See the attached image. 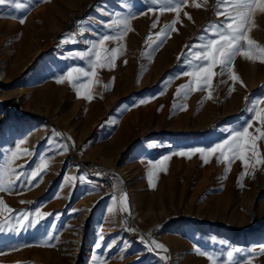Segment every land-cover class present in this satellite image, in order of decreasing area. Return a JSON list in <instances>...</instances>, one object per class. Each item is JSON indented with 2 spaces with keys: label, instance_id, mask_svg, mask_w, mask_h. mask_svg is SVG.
<instances>
[{
  "label": "rangeland",
  "instance_id": "rangeland-1",
  "mask_svg": "<svg viewBox=\"0 0 264 264\" xmlns=\"http://www.w3.org/2000/svg\"><path fill=\"white\" fill-rule=\"evenodd\" d=\"M215 11L216 0H187L177 31L150 51L147 36L176 19L175 12L161 13L158 6L148 11L141 0H42L22 10L0 6V158L6 162L5 150L24 141L21 149L31 155L11 167L27 173L41 158L47 164L42 180L37 177L28 187L18 182L0 198L14 210L39 207L51 213L36 227L0 232V264H165L161 255L169 258L167 264H210L195 249L220 255L229 245L228 250H256L254 264H264L259 254L264 166L238 180L239 160L225 178V164L215 157L204 164L199 155H172L226 139L225 129L252 118L245 111L250 101L264 99V63L241 55L232 70L242 84H233L225 73L214 79L212 99H205L206 91L176 96L189 79L179 75L188 70L182 53L200 43L210 22L223 19ZM129 12L135 16L123 53L114 68L98 70L93 100L78 98L67 81L56 82L69 67L85 66L66 56L87 50L98 32L109 34L104 24ZM254 21L249 36L264 45V13L257 12ZM70 34L79 42L62 44ZM116 46L107 42L109 49ZM140 99L149 102L141 105ZM57 142L67 144V151H54ZM259 147L264 153V140ZM163 156H170L166 171L154 176L152 187L149 161L155 164ZM66 176L78 179L66 182ZM124 194L128 212L120 210ZM101 234L103 247L97 249ZM141 237L164 244L167 252L148 251Z\"/></svg>",
  "mask_w": 264,
  "mask_h": 264
},
{
  "label": "snow or ice",
  "instance_id": "snow-or-ice-1",
  "mask_svg": "<svg viewBox=\"0 0 264 264\" xmlns=\"http://www.w3.org/2000/svg\"><path fill=\"white\" fill-rule=\"evenodd\" d=\"M39 2H42V0H26L25 3L17 2V0H0V6H9L16 10H22ZM141 2L148 6V11H152L153 7L158 6L161 13L165 11L176 13V19L172 20L171 23H166L154 35L150 32L147 36L145 45L151 51L158 48L171 32L177 31L175 25L179 20L182 7L187 4V0H141ZM205 3H207V0H205ZM193 6L200 8L201 4L194 2ZM257 12L264 13V0H216L215 15L218 18L223 17V19L210 22L206 26L204 29L206 35L199 37V44L186 46L188 51L187 53H182V55L185 56L184 64L188 67V70L183 71L179 75L186 76L189 79L187 83L179 85L176 90V96L182 94L186 98L194 91H206L205 99H212L213 81L217 76H223L225 73L229 75L233 84L237 81L242 84L243 82L240 81L239 76L232 70L233 61L237 55L264 63V45H260L249 36L252 28L256 27L254 16ZM184 14L191 19L187 12ZM134 16L135 14L132 12L126 15L117 13L111 22L103 25L109 34L98 32L97 40L92 42L87 50H74L66 56V59L84 61L85 66L69 67L65 74L57 78L56 82L64 83L67 81L78 98L83 97L88 101L93 100V86L100 83L98 70L115 67V61L122 55L125 48L124 38L132 30L130 21ZM19 22L23 24L25 20L20 19ZM158 23L159 19L157 18L151 27L156 28ZM79 31L83 35L84 27L81 26ZM109 41H115L117 46L109 49L107 47V42ZM77 42L79 41L76 40L75 34H70L69 37H65L61 41L62 44ZM217 68L220 69L219 72L216 71ZM221 83H226V81H221ZM103 86L105 90L109 87L108 84ZM232 91H234V88H229V94ZM149 99H140L139 104H145L149 102ZM260 104H264V99L250 101V106L245 111L251 113L252 118L239 122L236 127L225 129L224 131L230 133L226 139L214 142L210 146L188 147L186 150L174 152L172 155L188 159L199 155L204 164L210 163V158L215 157L217 163L225 164V178L231 170L232 164L237 160L241 162L242 166L238 180H242L246 175L254 174L258 167L264 166V153L261 152L259 147V142L264 140V108H258ZM176 107L177 104L174 99L173 108L175 109ZM180 107L186 109L187 105H181ZM53 135L56 137L62 136L59 132H55ZM22 143L24 141L17 143L15 150H5L6 162L0 158V192L13 191L17 187L18 182L26 187L33 186V181H36L37 177L42 180V173L47 170V164L43 158H41L40 164L34 170L27 173L11 167L12 162L16 159L31 155L28 149H21L20 145ZM67 148V144L57 142L54 151H67ZM9 152L10 154H8ZM169 159L170 156H163L155 164L149 161L151 165L148 172L150 186L155 187L152 183L153 178L158 172L166 171V162ZM20 167L23 168L22 165ZM77 179L76 176L65 177L66 182L74 183ZM79 179L83 180L84 177H79ZM239 186L243 187V184L240 183ZM113 201H116L115 196H113ZM120 205L122 212L129 211L126 194L120 198ZM5 212L8 215L0 219V232L5 230L20 232L27 228L36 227L47 216L51 215V213L43 212L39 207L34 211L14 210L0 198V216ZM103 239L104 237L101 234L99 237L100 243L96 244L97 249L103 247ZM140 239L146 245L148 251L156 252L158 255H160L161 251L167 252L165 245L158 243L154 239L150 242L145 240L144 237ZM213 242H215V238H213ZM221 243L226 244L223 241ZM228 248H230V245L220 255L210 254L200 248H196L195 251L201 256H206L210 264H242V261L243 264H254L257 256L256 250L246 251L239 247L228 250ZM259 254H264V244L260 245ZM160 258L167 264L169 258L166 255H161ZM101 264H104V262L101 261Z\"/></svg>",
  "mask_w": 264,
  "mask_h": 264
},
{
  "label": "bare ground",
  "instance_id": "bare-ground-1",
  "mask_svg": "<svg viewBox=\"0 0 264 264\" xmlns=\"http://www.w3.org/2000/svg\"><path fill=\"white\" fill-rule=\"evenodd\" d=\"M135 233H137L135 230H133Z\"/></svg>",
  "mask_w": 264,
  "mask_h": 264
}]
</instances>
